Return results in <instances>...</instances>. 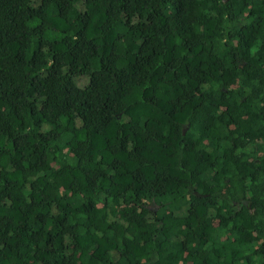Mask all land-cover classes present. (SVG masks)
Returning <instances> with one entry per match:
<instances>
[{"label":"trees","instance_id":"16d2710c","mask_svg":"<svg viewBox=\"0 0 264 264\" xmlns=\"http://www.w3.org/2000/svg\"><path fill=\"white\" fill-rule=\"evenodd\" d=\"M0 264H264V0H0Z\"/></svg>","mask_w":264,"mask_h":264},{"label":"rangeland","instance_id":"374dc122","mask_svg":"<svg viewBox=\"0 0 264 264\" xmlns=\"http://www.w3.org/2000/svg\"><path fill=\"white\" fill-rule=\"evenodd\" d=\"M78 83H82V80L78 81Z\"/></svg>","mask_w":264,"mask_h":264}]
</instances>
